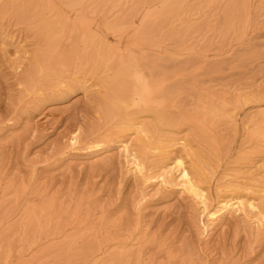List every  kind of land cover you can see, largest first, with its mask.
<instances>
[{"label":"rangeland","instance_id":"374dc122","mask_svg":"<svg viewBox=\"0 0 264 264\" xmlns=\"http://www.w3.org/2000/svg\"><path fill=\"white\" fill-rule=\"evenodd\" d=\"M250 2L252 7L248 16L251 18L248 20L247 16L246 19L251 24L246 21L244 26L237 25L240 38H235L222 52L208 46L201 52L205 58L199 65L189 66L184 72L186 87L190 88L200 80L202 94L207 97V104L204 105L212 107L217 96L225 95L228 112L234 117L236 115V123L228 124L223 118L213 126L211 117L202 120L196 102L183 94L186 99L184 106L196 110L184 112L189 113L188 116L195 122L201 118L199 121L203 129L216 139L215 151L221 154L219 157L222 159L218 177L229 168L239 169L240 150L251 147L261 138L249 134L257 121L246 123L257 112H264V0ZM159 4H156L157 8ZM70 5L63 1L59 7L63 12L66 9L70 13L72 22L84 21L81 6L68 8ZM215 15L219 18L222 13L216 12ZM97 19L98 31L108 35L110 43L116 44V37L109 29L111 25L105 24L103 15ZM6 25L0 24V175L6 177L5 181L25 183L28 192L17 202L12 196H5L0 188V264H116L121 256L127 261L124 255L129 249L133 254L129 264H264V230L259 234L257 224L250 225L241 213H226L224 220L210 234L203 233V226L198 222L199 212L197 214L189 196L182 192L181 187L167 188L159 180L146 185V198L136 206L142 185L138 183L134 169L125 165L123 148L125 143H132L129 140L131 131L110 136L111 139H107L115 141L92 154L84 153L83 144L76 145V148L71 146L72 135L80 134L85 139L98 134L101 125L103 129L105 127L102 118L99 119L102 112L97 106L101 101L99 97L104 93L101 85L93 79L86 83L81 81L62 95L49 96L39 104L30 102L29 97L24 96L26 76L30 70L26 64L29 54L25 51L37 47L36 39L28 29L19 28L15 34ZM128 38L126 36L124 43ZM188 53L186 51L185 56ZM206 63L220 65L213 72H205L202 67ZM143 79L145 89H148L141 93L144 95L142 100L137 101L135 95L136 105L129 108L130 112H135L132 116L153 123L155 112L169 113V110L173 112L177 109V96H165L148 71H144ZM134 87L136 92L138 84ZM236 94H245L248 99L242 98L241 103L234 106ZM159 128V135L164 141L188 134L185 127L160 125ZM189 138L194 144V151L205 152L198 145V138L190 135ZM176 152L178 150L174 154ZM174 154L163 159H168L166 162L170 163ZM161 158L156 160L162 161ZM240 182L235 195L242 196L245 201L258 195L254 193L258 187L253 182ZM203 185L208 186L207 182ZM261 187L264 188V183ZM33 190L39 194H32ZM47 198H55L65 211L58 215L52 212L48 217L41 218L39 243L29 248L21 223L24 205L27 201L40 204ZM256 198L261 201L259 195ZM77 209L78 219L74 220ZM8 237H11V243L5 240ZM6 251L9 257L5 262Z\"/></svg>","mask_w":264,"mask_h":264},{"label":"bare ground","instance_id":"6f19581e","mask_svg":"<svg viewBox=\"0 0 264 264\" xmlns=\"http://www.w3.org/2000/svg\"><path fill=\"white\" fill-rule=\"evenodd\" d=\"M63 1L69 2L72 6L80 5V12H83L82 19L85 20L72 22L70 13H67L66 9L63 12L59 7ZM157 2H161V5ZM251 3L250 0H0V24L3 26L7 23L6 28L12 33L16 34L19 28L28 29L35 36L36 41L33 40L37 47L25 51L29 54L26 64L30 70L26 76L27 87L24 96H28L30 102L39 104L49 96L62 95L77 83H82L81 81L86 83L93 79L101 85L104 93L99 97L101 101L97 106L102 112V117L99 119L102 118L104 129L101 125L97 130L98 134L92 137L90 135L85 139L80 134H74L70 138V143L74 148L83 144L84 153L87 155L99 152L104 146L114 142L115 140H110V136L131 131L129 140L132 143H123V148L125 165L134 169V174L139 178L136 177L138 183L142 185L136 206L146 198V185L159 180L164 187H181L182 192L189 196L197 214L199 212L198 222L203 226L201 229L203 233L208 234L214 230L224 220L225 214L230 212L235 215L243 214L250 225L257 224L261 234L264 230V188L261 187L264 183V112H257L260 114L252 116L246 123L247 125L253 120L257 121L254 130L249 134L261 138L255 140L253 145L249 143L251 147H242L243 149L240 150L241 160L237 163L242 168L235 170L229 168L218 177V172L221 170L220 168L218 171V168L222 159L219 157L221 154L215 151L216 139L203 129L199 121L201 118L195 122L188 116L187 112H196V110L195 108L189 110L184 106L183 96L185 94L187 97H192L202 120L211 117L213 126L223 118L228 124L236 121V115L234 117L228 112L225 95L216 98L213 96L215 102L212 107L204 105L207 104V97L202 94L203 87L200 80L195 81L193 86L188 88L185 84L184 72L187 67H192L205 58L201 52L208 46H214L213 50L222 52L235 38H240L237 25L244 26L251 18L248 16ZM156 4H159L158 8ZM220 11L222 16L215 18L216 12L220 14ZM102 15L105 24L111 25L109 29L116 37V44L110 43L108 35L98 31L96 27V19ZM249 22L248 24H251ZM126 36L129 38L124 43ZM139 51L143 53L139 54ZM186 51L189 53L185 56ZM218 66L214 63H206L204 67L201 65L199 68L202 67L205 72H213ZM219 69L221 67L218 68V72ZM144 71H148L151 79L159 83L160 91L165 96L178 97L177 109L173 112L169 110V113L155 112L153 123L132 116L135 112L129 110L138 100L143 99L144 95L141 93L148 89H145L144 85ZM136 83L138 90L134 92ZM135 95L138 97L137 101ZM242 98L248 99L245 94H236L234 106L241 103ZM160 125L185 127L188 134L164 141L159 135ZM243 128L245 131V127ZM102 130L103 133H100ZM189 135L198 138V145H201L205 152L199 151L200 149L199 152L193 150L194 144H191ZM176 150L178 152L174 154ZM248 153L250 155H247ZM172 154H174L172 161L166 162L168 159H164L171 157ZM158 157L164 159L157 161ZM5 179V176L0 175V188L2 187L5 196L10 195L18 202L27 195L25 183L15 184ZM240 181L253 182L255 187H258L257 190L254 189V193L259 195L261 201L256 198L258 195L249 200L248 197L246 201L241 198L242 196L235 195ZM204 182H207L208 186H204ZM32 194L39 193L33 190ZM63 211L65 208L57 204L55 198L44 199L40 204L27 201L23 208L21 223L29 248L39 243L41 218L48 217L52 212L60 214ZM77 211L78 209L75 211L74 220L78 219ZM10 238L5 240L9 241ZM124 256L127 261L121 256L117 258L116 264H129L133 254L129 249L125 251ZM8 257L9 252L6 251L5 262Z\"/></svg>","mask_w":264,"mask_h":264}]
</instances>
